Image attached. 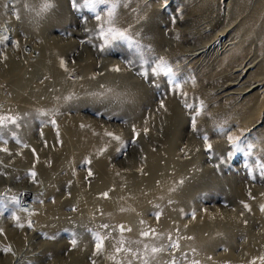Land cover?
Returning <instances> with one entry per match:
<instances>
[{"label":"rangeland","instance_id":"rangeland-1","mask_svg":"<svg viewBox=\"0 0 264 264\" xmlns=\"http://www.w3.org/2000/svg\"><path fill=\"white\" fill-rule=\"evenodd\" d=\"M52 3L45 14L50 26L45 48L44 40L27 34L19 21L0 23V37H10L0 45L10 64L22 69L28 61L27 70L35 71L44 58L48 65L34 76V71L26 73L25 80L0 68V113L1 100L10 97L12 87L21 93L9 99L14 108L4 114L20 117V127L12 131L22 143L9 139L0 144L9 149L0 156L12 175L8 180L0 176V194L21 198L20 205L0 206V248L12 250L0 251V264H69L85 241L90 250L80 264H115L110 259L114 254L121 264H141L131 254L114 252L119 225L131 229L123 233L125 240L142 242L132 244L134 250L167 245L171 233L181 238L174 253L178 258L188 253L189 260L200 264H264V0H130L117 9L116 26L139 43L148 66L158 57L171 64L179 84L175 91L169 77L149 74L145 79L138 75L141 64L127 65L136 59L127 42L105 47L97 38L94 16L106 15L108 5L96 4L93 11L83 0L76 6L73 0ZM3 62L0 56L1 66ZM105 88L115 94L103 101L88 95ZM71 93L80 99L65 103ZM201 102L200 115L185 107ZM37 110L54 115L57 127L41 129ZM133 125L140 136L126 155L118 154L119 143L105 131L131 141ZM203 134L212 153L206 151ZM227 135L240 138V147L233 148ZM47 139L48 147L43 145ZM39 146L47 147V171L40 169ZM51 154L62 160L60 172H54ZM86 159L91 160V177L83 166ZM157 210L163 213L158 221ZM193 210L194 219L186 215ZM14 215L19 221H12ZM105 224L110 227L101 228ZM88 229L110 233L103 253L94 254ZM150 229L160 238L141 236ZM73 233L78 236L75 246ZM169 259L170 253L162 252L150 264Z\"/></svg>","mask_w":264,"mask_h":264},{"label":"snow or ice","instance_id":"snow-or-ice-1","mask_svg":"<svg viewBox=\"0 0 264 264\" xmlns=\"http://www.w3.org/2000/svg\"><path fill=\"white\" fill-rule=\"evenodd\" d=\"M79 0H73V5L76 6L78 4ZM125 2H130V0H83L84 6L85 7H90L93 11H95V6L96 4H104L108 5L106 15H101L97 13L94 18L98 22V34L97 38L101 39L102 42L104 43L105 47L110 46L111 44L124 41L127 42L129 45L130 51L133 53V55L136 57V59H129L126 61L127 65L130 67H134L137 63L141 64L143 70L138 71V75L141 77L147 79L149 77V74L153 76H159L163 75L165 77L170 78V83L172 85V90L175 91L179 88V84L176 81V73L171 66V64L165 60L163 57H158L156 60L148 66V61L144 58V51L140 47L139 43L134 40V38L129 34L128 30H123L120 29L116 26V14H117V9ZM55 5L52 3V0H42V6L40 9V12H48L50 11ZM39 14V13H38ZM17 19H19V16L17 15ZM86 31L91 32L92 30L86 29ZM10 37L7 35L0 37V45H3L6 41H8ZM16 46L19 45V41L15 42ZM98 47V46H97ZM101 51L104 49L101 48ZM0 56H3L4 59H6V55H4L2 49H0ZM62 66L66 68V62L61 61ZM120 69L117 67L115 71H119ZM154 86L159 87V85L155 84ZM115 91L113 89H107L105 88L103 91L100 92H93L89 93L88 95L99 99L103 101L104 99L108 98L110 95H114ZM182 95H186L185 93H181ZM65 103H70L74 100H79L80 97L77 96L75 93H71L65 98ZM161 107H164L163 103L161 102ZM185 107L191 108L195 111H197V115L203 114L204 111V105L201 102L199 105H190L185 103ZM97 115H102L101 113H97ZM47 117V119H44ZM20 117L18 116H13V115H8V114H0V144L7 145L9 143V139L16 143H21V140L17 133L15 131H12L13 126L15 128L20 127L19 123ZM36 119L40 122L41 124V129L43 126L46 124H51L54 127H57L56 121L54 119V115L52 117L49 116V113L44 110H37L36 114ZM108 119H112L111 116L108 117ZM122 123H127V121H121ZM191 128L195 130L196 128V119L195 117L192 118L191 122ZM132 131H133V139L131 141H125L122 139L120 135H116L113 132L110 131H105L104 135L110 138V141H116L119 143L120 147L117 149L118 154H127V149L131 144H134L136 139L140 136V132L136 130L135 125L132 126ZM144 133L147 134L148 129L145 128ZM42 134V131H41ZM198 135H201L200 133H197ZM57 135L59 133L57 132ZM202 138L206 142V151L209 153H212V144L209 142V137L206 134L202 135ZM227 139L230 141L231 145L233 148H239L241 145L240 138L238 137H233L231 135H227ZM27 147V145H25ZM107 148L105 147L104 149L101 150V152L106 151ZM0 151L3 152H9V149L7 147L0 148ZM35 150L33 149V152ZM91 160L86 159L83 162V166L86 168L88 171V176L91 177L93 176V172L90 167ZM261 168V173L264 174V163L260 165ZM29 175L35 180L36 177V172L32 171L29 173ZM183 183V181H181ZM105 198H107V193L102 194ZM8 203H13L16 205L21 204V198L19 196H8L7 194H0V206L6 207ZM243 203V202H242ZM157 209L159 206H156ZM244 207L248 210L251 211V208L248 204H244ZM121 211H124V209H121ZM261 211H264V205L261 206ZM162 211L157 210L153 215H155V218L157 221L159 220L160 216L162 215ZM186 215H189L191 218H195V210H193L191 213H186ZM13 218L16 221H19L20 217L19 216H13ZM143 224L144 221H141ZM246 223V222H245ZM18 227H24L23 224L18 223ZM29 227H31V222L28 224ZM110 226L105 224L101 225V228L107 229ZM3 230L0 229V232ZM89 233L92 235L93 242H94V254L98 255L103 253L104 251V246H105V241L110 238V233H101L100 231H93L92 229H88ZM118 231L121 234L120 238L115 241V244L113 245L114 247V252L115 253H120L124 252L126 255L131 254L134 258L139 259L141 261V264H150L152 260H155L157 255L162 253V252H169L170 253V259L165 262V264H200L198 260H189L188 253H181V257H176L174 253L176 251L180 250V237H176L175 239L173 238V235L171 233L168 234L167 240L168 243L167 245H160V246H155V245H148L144 244L142 249H136L134 250L131 245L132 244H140L142 243L141 241H128L125 240L123 237V233L125 231H131L130 228H125L124 225H119L118 226ZM141 236L143 237H149L152 236L155 239L160 238L159 234L155 232V229H150V230H145L141 232ZM54 238V237H50ZM185 239H192V237H184ZM78 242V236L76 233H73V239L71 241L72 245H76ZM125 245H128L127 247ZM0 251H3L5 254L11 252L10 247H6L3 249H0ZM192 251H195L194 249ZM115 264H121V261H119L116 257V255H112L110 257ZM261 261H264V257L260 258ZM92 264H95V261L92 262ZM128 264H132V261H128ZM252 264H255V261L252 262Z\"/></svg>","mask_w":264,"mask_h":264},{"label":"bare ground","instance_id":"bare-ground-1","mask_svg":"<svg viewBox=\"0 0 264 264\" xmlns=\"http://www.w3.org/2000/svg\"><path fill=\"white\" fill-rule=\"evenodd\" d=\"M41 6H42V0H0V23L3 24L4 23V20H7L6 22H8L9 24H18L17 21H19V25L20 26H23V28H25V32L27 34H29L30 36L32 35H38L40 37V39L43 41L42 44H43V47L45 48V42H46V34L49 32L50 30V26L49 24L47 23V18H46V12H43L41 13L40 12V9H41ZM23 8H26V11L22 12V9ZM37 14H36V13ZM41 14V16L39 14ZM15 15V16H19V19H17V17L13 18L9 15ZM39 15V16H38ZM47 20V21H46ZM36 30H39L38 33H36ZM47 52V51H45ZM45 52H44V55L45 56ZM10 57V56H9ZM12 58V56H11ZM10 60V59H9ZM9 60L7 59H4L3 58V63L4 65L1 66L0 64V68L1 70H3L2 72H5L6 75H9V76H12V77H15V78H20V79H24L25 76L27 74H32V71H34V69L31 71V70H27V66L29 65V62L26 61L27 63L26 64H23L24 66H21L23 67L22 69L21 68H17L15 67L14 64H10ZM42 63H40V65L38 67H36L35 71H37V69L39 70H42L44 68H46L47 65V62L46 60L43 58L41 60ZM19 69V70H18ZM27 71V72H26ZM35 71L33 72V75L31 76H34V73ZM29 72V73H28ZM27 73V74H26ZM25 80V79H24ZM31 81V79H30ZM24 82V81H23ZM14 85V84H13ZM12 85V86H13ZM16 85H20V83H16ZM14 85V86H16ZM19 87V86H18ZM256 86L252 87V88H248L245 93L247 92H250V91H253L255 89ZM15 91L14 87H12V90H11V95L10 97H5L3 99V101L1 100L2 102V110H1V113L0 114H4V112L6 110H12L14 108V106L12 104H10V100H15V98H19V95L21 96V93H13ZM11 98V99H10ZM10 99V100H9ZM21 105V104H20ZM17 109H20V108H17ZM35 118V117H34ZM44 119H47V117H45ZM25 125V123H24ZM25 127V126H24ZM33 127V126H32ZM39 128V127H38ZM18 129V128H17ZM36 132V131H35ZM31 133V132H30ZM29 134V133H28ZM51 135V134H50ZM22 138V137H21ZM25 138V137H24ZM25 141H27L26 139H28L26 137V139H24ZM50 138V137H49ZM32 140V139H31ZM29 141V140H28ZM45 141V140H43ZM49 139H47L45 141V144L43 145H47L50 146V143H49ZM28 143V142H26ZM33 143V142H32ZM22 144V143H21ZM30 144V143H28ZM36 144V143H35ZM52 145V144H51ZM40 149L42 150V157H43V160L40 161L39 165H40V169L41 171H47L49 170L48 169V162H46L45 157L47 158V153L45 152L44 149H46L47 147L44 148V146H39ZM31 148V146H30ZM33 149V148H32ZM8 153V152H7ZM55 154H57L55 152ZM54 154H51L52 156V161H54V172H60V170L62 168H60V165L62 166V160L61 162H59V160L56 159V157L53 156ZM14 166V165H13ZM9 167L7 166V163L6 161L4 162L2 157L0 156V176L1 175H4L7 180L11 178V174H8L6 172V168ZM39 168V167H38ZM52 168V167H51ZM21 168H19L18 172H15V173H20ZM39 169V170H40ZM8 170V169H7ZM22 170V169H21ZM12 172V171H11ZM13 173V172H12ZM15 173L13 175H15ZM52 174V173H51ZM49 175L45 178V181L48 182L49 179H51V176L52 175ZM44 175V174H43ZM57 179V178H56ZM63 183V182H62ZM62 183H60V185L62 186ZM41 184V183H40ZM47 184V183H46ZM45 186V185H44ZM46 187V186H45ZM27 194V193H26ZM77 199V196L75 197L74 195V200ZM66 201V200H65ZM58 209H63L64 207V203L62 201L61 198H59V204H58ZM23 212H26V211H23ZM20 215V214H18ZM29 215V214H28ZM23 224H26L27 222V218H23ZM29 219V218H28ZM15 219H13L12 221H14ZM11 221V220H10ZM11 221V222H12ZM21 221V220H20ZM9 222V221H8ZM10 222V223H11ZM15 223V222H14ZM17 223V222H16ZM20 223V222H18ZM59 223V222H58ZM14 227V226H13ZM9 228V227H8ZM11 229V228H9ZM8 230V229H7ZM6 233V232H5ZM6 235V234H5ZM4 236V235H3ZM2 236V237H3ZM12 237V235H10ZM9 236V237H10ZM10 237V238H11ZM5 238V237H4ZM83 239H85V237H82ZM2 240V239H1ZM6 240V239H5ZM7 242V241H6ZM1 243V242H0ZM3 244V243H2ZM2 244H0V247L2 246ZM4 245V244H3ZM80 246V245H79ZM78 248V247H77ZM1 249V248H0ZM90 250L89 246H88V243L85 241V244L84 245H81V247H79L76 252H74V254L72 255V258H71V262H69V264H80L82 262V260L84 259V256L86 255V253ZM8 263V262H7Z\"/></svg>","mask_w":264,"mask_h":264}]
</instances>
